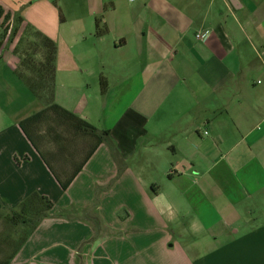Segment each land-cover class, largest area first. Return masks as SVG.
Segmentation results:
<instances>
[{"label":"crops","instance_id":"0c3cea01","mask_svg":"<svg viewBox=\"0 0 264 264\" xmlns=\"http://www.w3.org/2000/svg\"><path fill=\"white\" fill-rule=\"evenodd\" d=\"M131 2L0 0V211L54 202L9 264H264V0ZM28 30L57 45L54 100L118 151L66 190L20 126L46 106L17 73Z\"/></svg>","mask_w":264,"mask_h":264},{"label":"trees","instance_id":"16d2710c","mask_svg":"<svg viewBox=\"0 0 264 264\" xmlns=\"http://www.w3.org/2000/svg\"><path fill=\"white\" fill-rule=\"evenodd\" d=\"M3 14L7 18L10 16L0 6V16ZM104 31L105 28L98 23L96 34L102 35ZM14 33H17V27ZM36 34L40 37V41L35 40L29 46L34 49V54L41 55V58L37 62L35 59H28L27 54L22 56L18 52V47L16 51L20 54V64L17 73L34 95L46 103V106L22 119L20 126L57 178L62 189L66 190L101 143H108L114 156L118 151L109 129L98 128L54 100L57 45L49 36L37 31ZM23 65L34 74L32 76L25 74L20 69ZM106 89L107 83L102 80V92L105 93ZM84 139L88 142L92 139L94 142L84 158L76 162L75 145L79 140ZM53 206L54 202L48 196L33 192L15 208L3 207L0 215L2 211L9 210L10 214L5 215V220L10 226H20L22 234L17 242L13 237L7 238L9 243L15 245L0 264L10 263L41 221L48 216Z\"/></svg>","mask_w":264,"mask_h":264},{"label":"rangeland","instance_id":"374dc122","mask_svg":"<svg viewBox=\"0 0 264 264\" xmlns=\"http://www.w3.org/2000/svg\"><path fill=\"white\" fill-rule=\"evenodd\" d=\"M119 1H120V3L122 5H125V6H128V5L132 4V2H131L132 0H119ZM13 26H14V23L12 24V20H10V21L4 20L3 22L0 23V42H1L2 39H7V37L9 39L12 38L11 37L12 35L10 36V34H8V33H9L10 28L13 29ZM6 35H7V37H6ZM35 40H37L38 42L40 41V37L38 36V34H36V31H32V30H30V31L28 30V32L26 31L20 37V43H18L19 44L18 45V47H19L18 52L22 56L27 54L26 58L35 59L36 62H37V60H39L41 58V55L34 54V52H33L34 49L29 46ZM29 53L31 55H29ZM8 68L9 67H8V64L6 63V61H1L0 62V81H3V77L5 75H7ZM20 69L25 74H28L30 76H32L34 74V73L30 72L27 69L26 65L21 66ZM111 111L113 113L115 111H116V113L118 112L117 110H115V108L112 109V110L110 108H108V109L105 110V114L107 112H108V114H110ZM93 142H94V140H92V139L89 140V142L86 139L78 141V143L75 145L76 146V148H75V151H76L75 152L76 153V162H80L84 158V156L86 155L87 151L89 150V148L91 147ZM70 210H71L70 217H75L76 215H79V212L77 210H75V209L74 210L70 209ZM6 214L9 215L10 211L9 210L2 211V213L0 215V261L4 260L6 258V256L12 251V249H13V247L15 245V244L12 245L11 243H9L7 238L8 237H11V238L13 237V239L17 242V240H20V237H21V234H22V232H21L22 230H21L20 226L19 227L10 226V224L7 222V220H5V215ZM67 216H69L68 209H67ZM76 258L81 263L83 262V260L84 261L87 260V257H84L82 255V249L81 248H79L78 253L76 255Z\"/></svg>","mask_w":264,"mask_h":264},{"label":"built area","instance_id":"2783aa9c","mask_svg":"<svg viewBox=\"0 0 264 264\" xmlns=\"http://www.w3.org/2000/svg\"><path fill=\"white\" fill-rule=\"evenodd\" d=\"M132 1H133V0H132ZM10 31H11V30H9V33H10ZM199 37H200V35H199Z\"/></svg>","mask_w":264,"mask_h":264}]
</instances>
